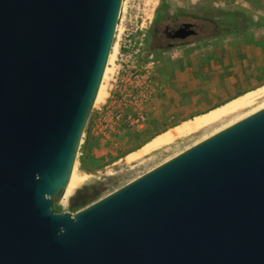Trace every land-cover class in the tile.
I'll list each match as a JSON object with an SVG mask.
<instances>
[{
	"label": "water",
	"instance_id": "water-1",
	"mask_svg": "<svg viewBox=\"0 0 264 264\" xmlns=\"http://www.w3.org/2000/svg\"><path fill=\"white\" fill-rule=\"evenodd\" d=\"M122 1L0 0V264H264V108L75 214L53 211Z\"/></svg>",
	"mask_w": 264,
	"mask_h": 264
},
{
	"label": "rangeland",
	"instance_id": "rangeland-1",
	"mask_svg": "<svg viewBox=\"0 0 264 264\" xmlns=\"http://www.w3.org/2000/svg\"><path fill=\"white\" fill-rule=\"evenodd\" d=\"M161 8L166 21L157 20ZM180 23L195 24L197 36L167 45L163 29ZM111 54L77 153L75 175L85 180L67 200L53 198L56 213H77L264 103L126 161L160 134L264 86V0H123Z\"/></svg>",
	"mask_w": 264,
	"mask_h": 264
},
{
	"label": "bare ground",
	"instance_id": "bare-ground-1",
	"mask_svg": "<svg viewBox=\"0 0 264 264\" xmlns=\"http://www.w3.org/2000/svg\"><path fill=\"white\" fill-rule=\"evenodd\" d=\"M123 3V1H122ZM111 54L109 56V63L112 59ZM109 65V64H108ZM109 68L106 67L103 80H105L107 76ZM103 83V82H102ZM101 83L96 102H98L101 98L102 92H103V84ZM264 98V86L257 88L255 90H251L247 93H244L214 109H211L210 111L203 113L201 115H198L191 120H188L186 122H183L181 125L175 127L172 131L165 132L163 134H160L158 137L154 138L152 141L144 145L142 148H140L138 151L133 152L126 157V161L128 163H133L138 161L139 159L143 158L146 155H149L151 152L159 150L160 148L172 144L177 139L192 135L194 133H197L201 131L202 129L211 126L213 124H216L223 120L224 118L233 116L235 114L241 113L248 108L253 107L260 101V99ZM264 108V103H261L257 107L251 109V111L241 114L236 120L233 122L227 123L226 125L222 126L221 128L217 129L215 133L233 125L235 122L244 119L253 113H256L257 111H260ZM75 169L74 167L71 179L69 181L68 186L65 188L63 192V198L67 200L73 192L78 188V186L85 180L84 177L77 179L75 175Z\"/></svg>",
	"mask_w": 264,
	"mask_h": 264
},
{
	"label": "flooded vegetation",
	"instance_id": "flooded-vegetation-1",
	"mask_svg": "<svg viewBox=\"0 0 264 264\" xmlns=\"http://www.w3.org/2000/svg\"><path fill=\"white\" fill-rule=\"evenodd\" d=\"M184 24H185V23H180V24H179L178 26H176V27L166 26V27L163 29L162 34H163V37H164L165 40H166L167 45L172 46V45H174L175 43H182V42L186 41V40L189 39V38H192V37H196V36H197L198 31H197V27H196V25H195V24H192V23H189V24L192 25V29L195 30V32H196L195 35L189 36V37L186 38L185 40L172 39V38L168 37V33H169V32H172V31L177 30L178 28L182 27Z\"/></svg>",
	"mask_w": 264,
	"mask_h": 264
},
{
	"label": "trees",
	"instance_id": "trees-1",
	"mask_svg": "<svg viewBox=\"0 0 264 264\" xmlns=\"http://www.w3.org/2000/svg\"><path fill=\"white\" fill-rule=\"evenodd\" d=\"M160 18V19H159ZM157 20H161V21H166L168 20V15L166 13V11L164 12L163 8L159 9L158 13H157ZM216 26V25H214ZM216 28V27H215ZM217 35V32H212L211 34L205 35L203 37L207 38V37H215ZM99 194L95 195V199L98 197ZM58 196V195H57ZM56 196V197H57ZM55 197V198H56ZM54 202V201H53ZM82 208V203L80 202V204L78 205V209Z\"/></svg>",
	"mask_w": 264,
	"mask_h": 264
},
{
	"label": "crops",
	"instance_id": "crops-1",
	"mask_svg": "<svg viewBox=\"0 0 264 264\" xmlns=\"http://www.w3.org/2000/svg\"><path fill=\"white\" fill-rule=\"evenodd\" d=\"M246 58L249 60V55H247L246 56ZM263 58H264V55H263ZM243 63H245V62H243ZM238 64H240V62H238ZM247 65V67H248V65H249V62L246 64ZM242 68V67H241ZM228 70V69H227ZM229 70H231V69H229ZM246 93V92H245ZM242 95V94H241ZM240 96V95H239ZM238 97V96H237ZM236 98V97H235ZM232 99H234V98H232ZM231 99V100H232ZM230 101V100H229ZM228 102V101H227ZM226 103V102H225ZM224 104V103H223ZM222 105V104H221ZM220 106V105H219ZM210 111V110H209Z\"/></svg>",
	"mask_w": 264,
	"mask_h": 264
}]
</instances>
